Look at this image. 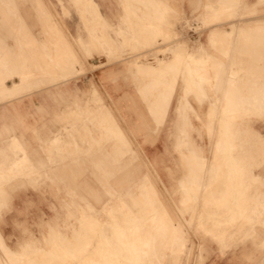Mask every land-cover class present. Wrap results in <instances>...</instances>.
Here are the masks:
<instances>
[{"label":"rangeland","instance_id":"374dc122","mask_svg":"<svg viewBox=\"0 0 264 264\" xmlns=\"http://www.w3.org/2000/svg\"><path fill=\"white\" fill-rule=\"evenodd\" d=\"M47 1L44 0L42 4V0H0V85L5 83L12 88L17 86L19 91L14 98L31 93L46 84H54L76 73L84 72L83 59H87L93 53L103 54V44L99 42H93L89 47L83 46V48L81 43H73L77 47V53L68 42L71 47L70 51L77 54L81 60L76 61L73 67L67 66L56 70L55 61L48 58L47 47L50 46L54 54L55 52L57 54L60 42L55 40L56 32L50 23L51 18H47L45 14L50 12L46 5ZM158 1L118 0L125 9L130 8L128 12L131 11L130 16L124 17L122 22L124 25L111 28L114 32V42L121 43V46L118 48L114 43L104 40V43L111 47V56H106L107 63L119 64L121 69H124L122 79L135 92V97L125 99L123 110H116L113 107V111L118 114L117 121L111 106H108L113 114L111 119L122 129L108 120L105 117L107 115L101 116L100 109L97 107L100 102L98 104L92 102L89 105V111L77 109L78 111L75 110L60 123L57 122V134L61 135V140L66 139L67 150L71 147L66 155V160L70 161L67 164L71 169L50 168L52 165L55 167L62 165V155L59 159L49 158L44 164L48 166L46 169H35L30 165L26 170L24 165L23 169H17L12 165V161L6 166L7 177L0 178V264H111V262L112 264H264V224L257 222V217L261 216V219L264 217V207H261V212H252V209H247V221L243 218L237 223L221 225V233L217 236L212 232L205 233L199 226V217L203 213L201 199L196 202L195 209L184 210L181 203L182 197L186 195L181 186L186 170L184 162H196L197 159L194 152L186 147L185 132L183 133L184 138L181 139L182 148L180 149L187 153L180 157V151L176 146V136L181 120L186 124V118H178L172 123L173 109L170 112L168 110L167 126L165 122L162 125L168 114L164 106L169 90L165 88L160 91L157 88V85L164 84L166 71L170 72L173 66L174 76H180L182 70L184 73L188 72L187 64L183 66V61L180 60V62L179 59L177 64L169 65V69L167 67L166 70H162L165 69L164 60L172 58L176 48L184 47L187 51H193L206 43L207 41L203 40L207 39V36L217 28L227 33L237 27L238 34L243 28V26H236L238 23L259 24L258 20L264 19V0H166L169 7L171 6L174 10L171 7L168 8L167 13L161 19L159 15H156L160 6ZM205 4L216 7H222L225 4L231 10L230 13L221 14L222 18L219 15L211 20H202L200 14ZM211 5L207 9L214 11ZM23 7L33 8L25 10ZM30 14L39 18L43 17L38 32V39L43 37V40L37 41L31 35L29 27L25 26L23 19L30 17ZM151 20L153 23L163 21L162 26L166 23L168 27L165 29L168 35L165 36L164 32L159 31L161 34L153 38V34L143 33V35H151V38L147 37L145 40L140 29L144 23ZM6 32L8 37H4ZM257 34L264 36V29L257 31L255 27H252L246 36L238 34L242 37V43L231 41L234 40L232 36L236 33L228 39L215 40L217 43L212 40L209 51L214 50L230 61L229 51L238 45H245L243 38L249 36L246 39L249 40L251 35L257 38ZM130 36L136 38L138 42ZM5 39H11L12 45L10 46ZM43 42L48 45L44 46ZM231 62L233 63L234 59ZM141 64L143 68H150L148 75L143 71L142 66L140 67ZM145 65H157V67L152 68ZM231 66L229 70L221 66L220 73L214 71L212 67L209 69L207 65L195 69L197 73L199 70H204L205 77L200 74L194 77L203 84L209 85L207 87L209 98L203 95L197 96L193 93L194 91H187L184 80L186 76L183 75L179 77L176 88V96L186 90L188 99L191 100L199 114L198 117L190 113L192 115L190 118L194 125L191 137L200 146V154L208 160L215 154L216 157L213 160L220 164L221 168L227 169L233 168L230 153L239 154L240 149L245 146V140L238 142L244 136V128L248 130L254 127L264 134V108L259 107L261 91L256 92L258 95L254 96L253 103L256 105L252 108V114H244L246 109L244 98L242 107L239 102L236 104L235 101L233 104L229 102L228 84L240 76L231 73ZM257 68L260 70L258 66ZM55 72H60L61 75L48 78L49 74ZM113 73L110 78L115 80L118 76L115 72ZM230 76L232 79H229ZM188 77L193 78L191 74ZM242 77L245 79L250 76ZM44 78L47 80L44 81ZM219 81L226 84L222 100V84L210 85ZM261 82V79L257 80L256 85L259 87ZM93 87H96L94 83L90 87L91 90ZM90 92L85 91L86 98ZM4 94L0 93V96L5 97ZM181 100L177 99L176 105L181 104ZM210 102L214 103L215 112L211 110L208 114ZM239 109L243 110L242 116L235 114ZM188 110L192 111L193 108H188ZM174 112L177 116V112ZM128 117H133V121H128ZM0 124V131H6L7 134H15L19 129V124L14 121H2ZM121 134L125 139L123 144L118 139V136L121 138ZM230 141L233 144H230ZM215 142L218 147L214 152ZM250 144L249 139L244 150L245 161L239 162V165L245 172H254L261 176L264 159H257L259 162L254 161L255 157L259 158L258 154L262 150L261 142L255 146L254 150ZM10 146L12 155L16 157L26 151L21 149L20 145L16 147L10 144ZM54 149L61 151L57 146ZM149 149L152 152H148ZM109 154L113 157H120V161L110 160ZM124 164L126 166L123 167ZM115 165L117 167H112ZM11 166L12 172L9 170ZM110 170L116 172L109 178L107 176ZM222 173L221 169V177L227 179L228 191H226L227 186L222 187H226L224 192L229 195L232 181L229 176H224ZM143 174L149 177L156 196L170 214L168 217L171 216L173 222L181 224L178 229H172L170 225L168 229L170 232L167 235L164 227L167 217L163 210L151 211L138 223V219L130 215L127 208L120 213L112 211L111 208L104 212L100 208L101 204L109 198L106 188L112 185L126 204L133 210H137L136 183L138 177ZM233 178L237 189L239 176L236 175ZM249 178L245 177L242 181V184L247 183L244 186L248 196L250 193L256 195L257 191L264 194V183H252L254 181L250 183ZM24 179L26 180L23 181ZM127 187L134 190L130 196L122 195ZM241 188L243 191V187ZM21 189H28L30 192L23 197L17 196V190ZM236 195L237 193H233L232 197ZM145 205L151 208L156 207L153 202H147ZM244 207L245 204L241 203L238 210L242 212ZM53 216L55 220H48ZM117 217L121 219L118 220ZM45 220L47 221L43 228L40 224ZM117 222L124 224H120L121 227L120 225L113 226ZM93 224L96 227L95 225L93 227ZM250 226H253L252 231H250ZM240 227H243L245 233L246 231L251 232V236L247 237L243 243L239 242ZM121 229L127 233H123ZM127 235L137 237L136 243H127ZM118 238H124L125 243H118ZM219 240L225 241L219 242ZM89 248L92 250L89 251ZM229 254L231 257H228Z\"/></svg>","mask_w":264,"mask_h":264},{"label":"crops","instance_id":"0c3cea01","mask_svg":"<svg viewBox=\"0 0 264 264\" xmlns=\"http://www.w3.org/2000/svg\"><path fill=\"white\" fill-rule=\"evenodd\" d=\"M147 1L148 0H146V2ZM158 3H160V6L159 9L157 10L156 15H159L160 16L159 19H161L163 18L164 14L167 13V9L170 8L171 6L169 7L166 0L165 1L159 0ZM42 4H44V0H42ZM46 5L50 11L49 13H45L46 17L49 19L51 18L50 23L56 32L54 35L55 40L57 42L58 41L60 42L58 44L59 48L57 54L55 52L56 56L54 54V51L51 50V47L50 46L47 47L48 58L51 59L52 61H55L54 67L56 70L67 66L73 67V64L76 61L79 62L81 60L77 54L75 55L70 51L71 47L69 43L76 52L77 47H75L73 43H81L83 48V46L89 47L93 42H99L100 44H103V54L93 53L87 59L85 60L83 59V65L85 68L84 72L76 73L74 76L66 80L58 81L54 84H46L44 86H41L40 88H37L33 92L23 94L20 97L14 98V96H16L19 91V88L17 86L15 88H12L6 84L7 88L9 87L10 89L8 88L9 92H6L4 94L5 97L0 96V123L2 121H9V120L11 122L14 121L15 123L19 124V129L18 131L15 132V134H7L8 132L6 133V131L3 132L0 131V172H1L0 178L4 176L7 177L8 171H6L7 170L6 166L10 165L11 161L13 162L12 165L14 166V168L17 169L18 168L23 169V165L25 170L28 169V165L32 166L35 169H46V167L48 166H44V164L46 163V161H48L49 158L51 160L59 159L60 155H62L61 157L62 165L57 167H55V165H52L50 168L71 169V167L68 166L67 164L68 162H70L69 159L66 160V155L68 154L67 152L70 151L71 147H68L69 149L67 150L66 149L67 146H65L66 139L61 140V135L57 134L56 132V128L58 127L57 122L60 123L61 120L65 119L75 110L89 111L90 109L89 105H91L92 102H95L96 104L100 102L101 104L99 103L98 106L97 105L96 106L98 107V109H100L101 116L103 117L107 115L105 117L116 126L118 124H116L111 119V117L113 116V114L111 113L113 111V107L116 108V110L118 109L123 110L122 107L126 103L125 99H129V98L132 99L133 97H135V92L133 91V88L122 79L123 74L125 72L124 69H121V66L119 64L107 63V57L111 56V48L104 43V40H107L114 43L118 48H120L121 43L119 44L114 42L115 40L114 32L113 29L111 28L124 25V23L122 22L124 20V17L126 18L127 16H130L131 11L128 12L130 8L125 9V7L120 5L118 0H48L46 2ZM207 5L208 4L204 5L203 12H201L200 14L202 20L203 19L211 20L212 18L221 15V13L223 12L230 13L231 10L225 4L222 7L220 6L216 7L209 4L214 8V11L213 10L211 11V10H207V8L205 7ZM32 8L33 7H23V9L25 10L28 9L32 10ZM219 10H223V11L218 12ZM216 11L218 13H216ZM30 15H31L30 17H26L23 19V21L25 22V26L29 27L31 31L30 32L31 35L37 41L43 40V37H40L38 39L39 25L41 24V21H43V17L39 18V17H35L33 14ZM258 21L259 24L257 25L254 24L246 25L245 22L238 23L236 25L243 26L244 28L255 27L256 30L259 31L260 27L264 28V19ZM160 22H158L159 24L153 23V21L151 20L149 22L144 23L140 29L141 33L153 34L152 37L154 38L161 34L159 31H162L165 33V36H167L168 31H166V29L168 26L166 25V23L164 26H162L163 21L160 20ZM230 25L231 23L229 24V26ZM26 33L28 34L27 30ZM150 34L145 35V38L146 37L151 38ZM8 36L9 35L6 32L4 34V37H8ZM209 37H211V35H208L207 39L203 40V41H207L206 43L201 44L199 47H197V49L193 51H187L184 49V47H178L174 51L175 54L176 53L178 54L179 61L180 60L183 61V66L187 64L188 67V72L184 73V70L181 71V75L186 76L184 80L186 82L185 85H187V91L188 90L191 92L194 91L193 93H195L197 96L203 95L206 98H209L210 95L207 89L209 85L203 84L194 77L197 74L198 75L200 74L203 77H205V73L203 70L202 72L200 70L197 73L195 69L199 68L200 66L207 65L209 69L212 67L214 70H217L216 72L220 73L221 66L224 67V69L229 70L230 66L234 64L233 66H231V72L233 74H239L240 76L237 77L234 82H229L228 84L229 85L228 91L230 93L229 102L231 104H233L234 101L236 103L239 102L240 103L239 105L242 107L243 105L242 100L244 98L245 108H246L244 114L245 115H248L250 113L252 114L253 112L252 108L254 105H256L253 103L254 96L258 95L256 92L261 91L259 106L261 108H264V45H263L264 36L262 35L260 36L257 34V38H253L254 36L251 35L249 40H246L249 36L245 37L244 40L245 45L242 46L238 45V47H233L229 51L230 61L214 50L209 51L211 50L210 48L211 40ZM130 38L133 39L135 42H138L136 38H134L133 36H130ZM241 38H242L241 36L236 34L235 36H232V39L234 40L231 41H233L234 43H240L242 41ZM5 41L9 42L10 46L12 45L11 39L10 40L5 39ZM146 42H150V41H146ZM47 43L43 42L42 44L45 46L49 44ZM259 44L261 45V47L259 46ZM179 52L181 53L180 54L181 58H179ZM172 59H174V55ZM232 59H234L233 63L231 62ZM164 61L169 62L171 61V58ZM193 65L195 66L193 67ZM145 66L152 68L157 67V65L155 66L145 65ZM257 66L260 68V70L257 68ZM135 70L136 72H138L137 68H135ZM145 70L144 72L148 75L149 74L148 68H145ZM172 71L174 72V68L171 69L170 72L166 71L164 84L157 85V88L160 91H163L165 88L169 90L167 92L168 94H166V103L164 108L166 114L168 110L170 112V110L173 109L171 122L172 123L175 122L178 118L179 119L186 118V124H184L183 121L181 120L179 132L176 136L177 138L176 146L180 151V157L182 156V154L187 153L182 151V149H180L182 148L181 139L184 138L183 133L185 132L187 135L186 147L188 150H192L194 152L195 157L197 159L196 162L183 161L186 165L185 166L186 170L182 177L183 179L181 186L182 189L186 192V195L182 197L181 203L183 205L184 210L188 211L191 209L192 210L195 209L196 201L201 199V207L203 209V213L199 217V226L203 228L205 233L212 232L213 235L217 236V234L221 233L220 232L221 225L226 223H231V224L237 223L238 220H241L243 218L245 219V221H247L248 216L245 213L246 210L249 209V206L251 207L250 209H252V212H256V211L261 212V207H264V194H262L260 191L259 192L257 191L256 195L250 193L249 194L251 196L250 197L248 196L246 192V188L244 186V184L246 185L247 183L242 184V181H244L243 179H245V177H250L249 178L250 183L252 181H254L252 183H257V182L264 183V167H261V171H262L261 173L263 175L260 176L254 172H250V173L245 172L243 168L240 167L239 165V162L245 161L244 150L246 149V146L249 143V139L251 141L250 145L253 148V150L255 149V146L259 142H261V146H262V150L258 154L259 158L255 157L254 161L259 162L257 161V159L259 160H261L262 158L264 159V134L254 127H251L248 130L246 128H244V131L242 130L244 136H242L238 142L245 140V146L240 149L239 154H234L233 152L230 153L232 157L231 161L232 160L234 161V162L232 161L233 168L231 169L221 168L220 164H217L216 161L213 160L216 157L215 154H213L212 157H210L208 160L205 156L200 154L201 153L200 146L196 142H194V140L191 137V131L194 129V125L192 124L190 118L192 115L190 113H194V115L196 116H198L199 114L196 108L194 107V105L192 104L191 100L188 99L185 93L186 90L182 94L176 96V88L179 81V77L181 75L174 77V73ZM113 72H115V74L118 76L116 77L115 80L110 78L111 74H114ZM190 74L193 76V78L188 77V75ZM60 75H61L60 72L59 73L55 72L53 74H49L48 78L49 76L55 77ZM244 75H248L250 77L243 79L242 76ZM252 76L255 77L253 78ZM259 79H261L262 82L261 85L258 87L256 83L257 80ZM45 80L47 79L44 78V81ZM8 83H10L9 80ZM93 83L95 84L96 87H93V89L91 90L90 87H92ZM214 83L222 84L223 87L221 94V100H222V96L224 95L226 84L224 82L219 81V82H213L210 85H213ZM85 91L86 92L91 91L90 94H88L89 97L87 96V98L85 97L84 94ZM233 91L234 92L236 91L234 96H233ZM230 96L233 97L231 98ZM177 99L178 101L182 99L181 100L182 103L181 104L178 103L176 105ZM210 103L211 104L210 107L208 108V114L210 113L211 110H214L215 112L214 103L213 102ZM109 105L111 106L112 111L110 108H108ZM188 108L190 109L193 108V110L189 111ZM249 108L251 109L249 110ZM174 111L177 112L176 113L177 116L175 115ZM169 112L165 118V121H163L162 125L165 122V126H167ZM113 113L117 121L118 114H116L115 111H113ZM235 114L242 116L243 110L239 109V111L236 112ZM127 120L131 122L133 121V117H128ZM119 128L121 127L119 126ZM238 130L239 133H241V130L240 129ZM245 133L247 135H245ZM235 136L238 137V135ZM121 138L120 136H118L119 141H122V144L123 142L125 143V139L122 137V134H121ZM81 143H83V141ZM10 144L16 147L20 145L21 149L26 150L25 153L21 152L19 157L12 155L10 151L11 148ZM230 144L233 143L230 141ZM130 145L131 143L129 142V146ZM214 145H215V150H214L215 152L218 146L216 142ZM55 146L61 149V151H56L54 149ZM131 151L135 152L134 149H131ZM148 152H152V150L149 149ZM108 158L110 160H115V162L117 161L119 162L121 159L120 157H113L110 154L108 155ZM126 164L122 166L124 167L126 166ZM112 167H117V165ZM12 169L13 168L11 166L9 168V170H11L10 172H12ZM221 169L223 170L222 174L224 176L226 175L229 176L230 180L232 181L231 190L233 192L230 191L229 195H227V193L221 192L222 186H226V181H227L225 177L224 178L221 177ZM115 172L116 171L114 170H110L107 177L109 178L112 177L115 174ZM236 175L239 176V180H240L239 184L237 185L238 187L237 189L234 187L236 183L233 182L235 180L233 176ZM148 178L149 177L146 174H143L140 177H138V181L136 183V189L138 190V193H136L138 195L137 210H133L131 207H129L126 204L125 200L117 194L118 193L117 190L112 185H108V187L106 188V193L109 195V198H107L101 204L100 208L104 212L108 211L109 208H111L112 211H116L117 213H120L124 208H127L128 213L132 216H135L138 219V223L142 218H145L147 214H150L151 211L156 209L157 211L163 210L165 214L166 213L168 214V215L166 214L167 218L164 222L165 234L167 235V233H169L168 229L170 225L172 229L173 228L178 229V226L180 227L181 224L180 222H176V223L173 222L171 216L170 218L168 217L169 213L166 210V207L162 205V203L159 201V198L156 196V191ZM199 179L201 180L198 182ZM25 180L26 179H24L23 181ZM241 187H243V191ZM29 192L30 191L28 189H23V190L21 189V190H17L16 195L23 197L24 195H28ZM133 193L134 190H132L131 187H127L124 189L122 195L130 196ZM214 193L215 195L213 196ZM233 193L234 194L237 193V196L232 197ZM115 195L118 196L114 198ZM211 196H213L214 199ZM227 196L229 198H227ZM14 201H17V199H14ZM147 202L149 203L153 202L156 205V207L155 208L147 207L145 205V203ZM241 203H244L246 206L244 208V211L242 212L238 211V206ZM231 217L232 219H230ZM260 217L261 216L257 217V222H261L264 224V217L262 219ZM48 220H55V217L53 216ZM46 221L47 220L41 222L40 224L41 226H43V228L45 226ZM169 222H171V224ZM210 224H212V227H210ZM240 229H241V233L239 237V242L243 243L245 239H247V237L251 236L250 231L253 230V226H250V231L248 232L246 231V233L244 232L243 227H240ZM223 241L219 240V242H223ZM228 257H231V254H229Z\"/></svg>","mask_w":264,"mask_h":264},{"label":"bare ground","instance_id":"6f19581e","mask_svg":"<svg viewBox=\"0 0 264 264\" xmlns=\"http://www.w3.org/2000/svg\"><path fill=\"white\" fill-rule=\"evenodd\" d=\"M223 1H224V0H223ZM262 1H263V0H262ZM209 6H210V5H207V6H205V7L207 8V7H209ZM210 8H211V7H210ZM165 9H166V8H165ZM165 9H164V10H165ZM172 9H173V8H172ZM203 9H204V8H203ZM211 9H212V8H211ZM207 10H210V9H207ZM168 11H169V10H168ZM221 11H223V10H221ZM219 12H220V11H219ZM164 13H165V12H164ZM205 13H207V12H205ZM216 13H218V12L216 11ZM223 13H224V12H223ZM223 13H221V14H222V15H225V14H223ZM211 14H212V13H211ZM162 15H163V14H162ZM215 15H216V14H215ZM215 15H214V16H215ZM218 16H219V15H218ZM218 16H217V17H218ZM220 16H221V15H220ZM221 18H222V16H221ZM205 20H206V19H205ZM217 20H218V19H217ZM131 21H132V20H131ZM213 21H214V20H213ZM241 21H242V20H241ZM164 25H165V24H164ZM205 25H206V24H205ZM211 26H212V25H211ZM236 26H237V25H236ZM233 28H234V27H233ZM236 28H237V27H236ZM236 28H234L231 32H227V33H225V31L223 32V31H221V30H218V28L215 29V30H213V31L211 30V31H212V32H211V37H209V38H210L211 41H212V40H213V41H215V40L218 41V40H222V39H228V37L231 36L232 34H234V33L237 34V32H236L237 29H236ZM213 29H214V28H213ZM251 29H252V27H245V28L243 27L242 30H241L240 32H238V34H239V35L242 34V36H246L247 33H248ZM259 29L261 30V29H264V28L260 27ZM238 31H239V30H238ZM146 33H147V31H146ZM142 35H143V34H142ZM249 35H250V34H249ZM135 36H136V35H135ZM144 36H145V35H144ZM163 36H164V35H163ZM168 37H169V36H168ZM137 38H138V37H137ZM146 38H147V37H146ZM146 38H145V40H146ZM243 39H245V38H243ZM147 40H148V39H147ZM61 41H62V40H61ZM145 42H146V41H145ZM215 42H216V41H215ZM219 42H220V41H219ZM261 42H262V41H261ZM163 43H164V42H163ZM216 43H217V42H216ZM229 43H230V42H229ZM241 43H242V41H241ZM61 44H62V43H61ZM218 44H219V43H218ZM222 44H223V43H222ZM81 45H82V44H81ZM220 45H221V44H220ZM260 46H261V45H260ZM110 48H111V47H110ZM258 48H259V47H258ZM176 49H177V48H176ZM63 50H64V49H63ZM181 50H182V49H181ZM201 50H202V49H201ZM203 50H204V49H203ZM250 50H251V49H250ZM204 51H205V50H204ZM254 51H255V50H254ZM173 52H174V51H173ZM181 52H182V51H181ZM61 53H62V52H61ZM112 53H113V52H112ZM256 53H257V52H256ZM180 54H181V53L179 52V58H181ZM184 54H186V53H184ZM254 54H255V53H254ZM39 55H40V54H39ZM55 55H56V54H55ZM57 56H58V55H57ZM60 56H61V55H60ZM185 56H186V55H185ZM201 56H202V55H201ZM258 56H259V55H258ZM202 57H203V56H202ZM202 57H201V58H202ZM253 57H254V56H253ZM53 58H54V57H53ZM57 58H58V57H57ZM199 58H200V57H199ZM256 59H257V58H256ZM177 60H178V54H177V53H176V54L174 53V59L171 58V61H169V62L166 61L167 63L164 64V65H165V69H162V70H166V68H167L169 65H170V66H173V65L177 64V62H178ZM201 60H202V59H201ZM180 62H181V61H180ZM136 63H137V62H136ZM201 63H202V62H201ZM212 63H213V62H212ZM162 64H163V63H162ZM172 64H173V65H172ZM194 64H195V63H194ZM197 64H198V63H197ZM9 65H10V64H9ZM164 65H163V66H164ZM200 65H201V64H200ZM52 66H53V65H52ZM138 66H139V65H138ZM141 66H142V64L140 65V67H141ZM194 66H195V65H193V67H194ZM134 67H135V64H134ZM178 67H179V66H178ZM142 68H143V66H142ZM144 68H145V67H144ZM144 68H143V71H144ZM169 68H170V67H168V69H169ZM254 68H255V67H254ZM148 69H150V68H148ZM168 69H167V70H168ZM171 69H173V67H172ZM179 69H180V67H179ZM192 69H193V68H192ZM202 69H203V68H202ZM262 69H263V68H262ZM141 70H142V69H141ZM145 71H146V70H145ZM150 71H151V70H150ZM153 71H154V70H153ZM155 71H158V70H155ZM179 71H180V70H179ZM199 71H200V70H199ZM203 71H204V70H203ZM214 71H215V70H214ZM216 71H217V70H216ZM139 72H140V71H139ZM162 72H163V71H162ZM172 72H173V71H172ZM201 72H202V71H201ZM173 73H174V72H173ZM231 73H232V72H231ZM0 74H1V73H0ZM192 74H193V73H192ZM206 74H207V73H206ZM215 74H216V73H215ZM248 74H249V73H248ZM159 75H160V74H159ZM208 75H210V74H208ZM206 76H207V75H206ZM163 77H164V76H163ZM174 77H175V76H174ZM172 78H173V77H172ZM230 78H231V76L229 77V79H230ZM235 78H236V77H235ZM231 79H232V78H231ZM252 80H253V79H252ZM239 81H240V80H239ZM172 82H173V81H172ZM172 82H171V83H172ZM233 82H234V81H233ZM238 83H239V82H238ZM239 84H240V83H239ZM174 85H175V84H174ZM174 85H172V86H174ZM241 85H242V84H241ZM260 85H261V83H260ZM228 86H229V85H228ZM237 86H238V85H237ZM174 87H176V86H174ZM239 87H240V86H239ZM244 87H245V86H244ZM244 87H243V88H244ZM8 88H9V87H8ZM8 88H7L6 84L3 83L2 85H0V93H3V94H4V93H6V92H9L8 90H9L10 88H9V89H8ZM236 88H237V87H236ZM247 88H248V87H247ZM163 89H164V88H163ZM232 89H233V88H232ZM229 90H230V89H229ZM235 90H236V89H235ZM228 92H229V91H228ZM254 92H255V91H254ZM234 93H235V92H234ZM234 93H233V96H234ZM251 93H252V92H251ZM229 94H230V93H229ZM226 95H227V94H226ZM233 96H232V97H233ZM236 96H237V95H236ZM240 96H241V95H240ZM243 96H244V95H243ZM230 97H231V96H230ZM232 97H231V98H232ZM237 97H238V96H237ZM258 97H259V96H258ZM228 98H229V97H228ZM238 99H239V98H238ZM251 99H252V98H251ZM230 101H231V100H230ZM232 102H233V101H232ZM240 102H241V101H240ZM227 104H228V102H227ZM235 104H236V102H235ZM242 106H243V105H242ZM259 107H260V106H259ZM229 108H230V107H229ZM225 109H226V108H225ZM260 109H261V108H260ZM241 110H242V109H241ZM236 111H237V110H236ZM236 111H235V112H236ZM226 112H227V110H226ZM237 112H238V111H237ZM228 113H229V112H228ZM238 116H239V115H238ZM243 118H244V117H243ZM212 124H213V123H212ZM222 126H223V125H222ZM211 127H212V126H211ZM117 140H118V139H117ZM90 148H91V147H90ZM189 164H190V163H189ZM25 174H26V173H25ZM196 175H197V174H196ZM200 177H201V176H200ZM191 178H192V177H191ZM148 179H149V178H148ZM190 184H191V183H190ZM226 186H227V185H226ZM213 187H214V186H213ZM234 187H235V186H234ZM222 188H223V187H222ZM222 188H221V189H222ZM224 188H225V190H226V187H224ZM224 188H223V191L221 190V192H223V193H225V192H224V191H225ZM207 189H208V187H207ZM214 189H215V188H214ZM216 189H217V188H216ZM148 190H149V189H148ZM205 190H206V189H205ZM218 190H219V189H218ZM206 191H207V190H206ZM210 191H211V190H210ZM216 191H217V190H216ZM226 191H228V186H227V190H226ZM231 191H232V190H231ZM211 192H212V191H211ZM232 192H233V191H232ZM212 193H213V192H212ZM240 193H241V192H240ZM189 194H190V193H189ZM210 194H211V193H210ZM211 195H212V194H211ZM214 195H215V193L213 194V196H214ZM232 195H233V194H232ZM150 196H151V195H150ZM150 196H149V197H150ZM213 196H211V197H213ZM236 196H237V195H236ZM219 197H220V196H219ZM225 197H226V196H225ZM225 197H224V198H225ZM144 198H145V197H144ZM151 198H152V197H151ZM221 198H222V197H221ZM228 198H229V197H228ZM247 198H248V196H247ZM213 199H214V197H213ZM188 200H189V199H188ZM142 201H143V200H142ZM246 201H247V200H246ZM143 202H144V201H143ZM196 202H197V201H196ZM248 202H249V201H248ZM248 202H247V205H248ZM256 204H257V203H256ZM146 205H147V204H146ZM151 205H152V204H151ZM162 205H163V204H162ZM239 205H240V204H239ZM153 206H154V205H153ZM223 206H224V205H223ZM243 206H244V205H243ZM243 206H242V207H243ZM221 207H222V206H221ZM242 207H241V208H242ZM245 207H246V206H245ZM245 207H244V208H245ZM260 207H261V205H260ZM153 208H154V207H153ZM160 208H161V207H160ZM160 208H159V209H160ZM244 208H243V209H244ZM249 208H251V207L249 206ZM163 209H164V208H163ZM231 210H232V209H231ZM257 210H258V209H257ZM154 211H155V210H154ZM160 211H162V210H160ZM238 211H239V210H238ZM240 211H241V210H240ZM242 211H243V210H242ZM153 213H154V212H153ZM156 213H157V212H156ZM161 213H162V212H161ZM230 213H231V212H230ZM82 214H83V213H82ZM163 214H164V213H163ZM166 214H167V213H166ZM245 214H246V213H245ZM257 214H258V213H257ZM167 215H168V214H167ZM167 215H166V216H167ZM169 215H170V214H169ZM238 215H239V214H238ZM247 216H248V215H247ZM112 217H113V215H112ZM83 218H84V217H83ZM156 218H157V217H156ZM159 218H160V217H159ZM227 218H228V217H227ZM86 219H87V218H86ZM115 219H116V217H115ZM117 219H118V217H117ZM119 219H121V218L119 217ZM119 219H118V220H119ZM228 219H229V218H228ZM230 219H232V217H231ZM89 220H90V219H89ZM95 220H96V219H95ZM114 221H115V220H114ZM142 221H143V220H142ZM168 221H169V220H168ZM229 221H230V220H229ZM145 222H146V221H145ZM89 223H90V222H89ZM92 223H93V221H92ZM94 223H95V222H94ZM107 223H108V222H107ZM122 223H123V222H120V223L117 222V223H115V225H113V226L116 227L117 225H120V224H122ZM160 223H161V222H160ZM203 223H204V222H203ZM96 224H97V223H96ZM123 224H124V223H123ZM123 224H122V225H123ZM94 225H95V224H93V227H94ZM157 225H158V224H157ZM101 226H102V225H101ZM159 226H160V225H159ZM162 226H163V225H162ZM95 227H96V225H95ZM120 227H121V225H120ZM89 228H90V227H89ZM117 228H118V227H117ZM140 228H141V227H140ZM152 228H153V227H152ZM158 229H159V228H158ZM167 229H168V228H167ZM89 230H90V229H89ZM121 230H122V229H121ZM128 230H129V229H128ZM148 230H149V229H148ZM155 230H156V229H155ZM163 231H164V230H163ZM163 231H160V232H163ZM177 231H178V230H177ZM119 232H121V231H119ZM122 232L125 233V234L127 233V232H125V231H123V230H122ZM169 232H170V231H169ZM225 232H226V231H225ZM92 234H93V233H92ZM162 234H163V233H162ZM177 234H178V233H177ZM99 235H100V234H99ZM159 235H160V234H159ZM169 235H170V234H169ZM249 235H250V234H249ZM156 236H157V235H156ZM156 236H155V238H156ZM161 236H162V235H161ZM161 236H160V237H161ZM174 236H176V235H174ZM158 237H159V236H158ZM158 237H157V238H158ZM160 237H159V238H160ZM163 238H164V237H163ZM123 239H124V238H123ZM123 239H122V238H118L117 242L123 244V243H125V241H123ZM137 239H138L137 237H134V236H131V235H127V236H126V241H127V243L129 242L130 244H131V243H134L135 241H137ZM155 240H156V239H155ZM155 240H154V241H155ZM165 240H166V239H165ZM178 240H180V239H178ZM181 240H182V239H181ZM161 241H163V240H161ZM176 242H177V241H176ZM135 243H136V242H135ZM158 243H159V242H158ZM158 243H157V244H158ZM165 243H166V242H165ZM182 243H183V242H182ZM104 244H105V243H104ZM149 245H150V244H149ZM155 245H156V244H155ZM158 245H159V244H158ZM160 245H161V244H160ZM181 245H182V244H181ZM230 245H231V244H230ZM93 246H94V245H93ZM157 247H158V246H157ZM161 247H162V246H161ZM178 247H179V246H178ZM132 248H133V247H132ZM157 249H158V248H157ZM165 249H166V248H165ZM88 250L91 251L92 248H89ZM94 250H95V249H94ZM147 250H148V249H147ZM157 251H158V250H157ZM152 252H153V251H152ZM84 253H85V252H84ZM153 253H154V252H153ZM164 254H165V253H164ZM85 255H86V254H85ZM92 256H93V255H92ZM92 256H91V257H92ZM102 256H103V255H102ZM115 256H116V254L114 255V257H115ZM119 256H120V255H119ZM159 256H160V255H159ZM93 258H94V257H93ZM93 258H92V259H93ZM92 259H91V260H92ZM157 259H158V258H157ZM105 260H106V259H105ZM95 261H96V260H95ZM11 262H12V261H11ZM92 262H93V261H92ZM98 262H100V260H99ZM105 263H106V262H105ZM117 263H118V262H117ZM100 264H102V263H100ZM111 264H112V262H111ZM114 264H115V263H114Z\"/></svg>","mask_w":264,"mask_h":264}]
</instances>
